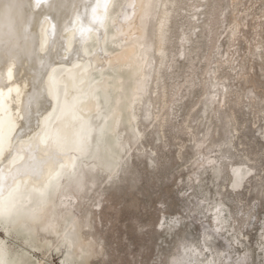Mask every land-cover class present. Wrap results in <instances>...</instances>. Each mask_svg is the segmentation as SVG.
I'll return each instance as SVG.
<instances>
[{
	"label": "rangeland",
	"instance_id": "374dc122",
	"mask_svg": "<svg viewBox=\"0 0 264 264\" xmlns=\"http://www.w3.org/2000/svg\"><path fill=\"white\" fill-rule=\"evenodd\" d=\"M168 27L164 103L147 94L120 170L77 194L87 264H264V0H178ZM234 166L250 170L238 190ZM24 250L63 264L62 251Z\"/></svg>",
	"mask_w": 264,
	"mask_h": 264
},
{
	"label": "bare ground",
	"instance_id": "6f19581e",
	"mask_svg": "<svg viewBox=\"0 0 264 264\" xmlns=\"http://www.w3.org/2000/svg\"><path fill=\"white\" fill-rule=\"evenodd\" d=\"M94 2L95 0H43L44 7L41 8L36 5V0H0V64H3L9 55L16 58L5 67L4 78L0 83V90L3 91L10 114L16 115L11 109L23 105L25 95L32 87L33 68H39L38 61L33 64L35 57L46 56L50 47L55 57L56 49L63 44L67 47L69 55L76 47H81V55L84 51L90 53L84 59H92V64L83 65L89 69L88 83L93 88L100 89L102 98L108 96L109 107L117 116L115 122L108 120L102 124L99 119L91 118L95 109L92 104L85 102L83 117L89 121V127L84 154L77 150L78 146H73L80 131L79 121L69 120L60 125L61 135L67 144L72 146L70 152L58 150L54 144L46 145L39 140L24 143L11 140L14 156L12 160L5 162L6 172L19 168L30 155H35L37 160L47 161L43 175L38 178L29 176L23 180H14L10 177L6 182V191L18 197L25 209L36 208L39 217V223L20 220L10 227H0L3 232L0 234V241L8 249L10 259L18 261L19 264H42L40 261H34L24 249L44 255L51 250L62 251L63 264H87L94 245L83 238V223L73 211L79 208L77 194L83 190L87 192V185L96 184L97 173H104L109 179L120 170L121 154H126V148L131 149V141L135 144L141 135L137 129L139 111L147 118L150 116L149 107L152 106V101L146 98L147 94H155L154 100L164 103V93L157 94V91L161 88L160 71L168 60V24L172 13L176 12L178 0H135L136 14L131 15L132 9H127V19L124 6L132 0H110L115 8L110 10L109 19L101 29L102 33H107L104 40L98 43L96 34L93 33L91 39L81 46L77 44L79 34L67 28L69 22L75 20L72 4L79 6L78 12L82 17L90 18L91 10H86L84 5ZM141 3L151 4L152 7L142 10ZM49 4L52 7H48ZM201 7L200 2L192 7V17L197 16ZM53 40L57 41L56 45L52 44ZM98 49L107 52L109 59L101 60L100 55L103 53L92 55L97 53ZM140 57H143V61L138 63ZM55 62L58 65L55 67V75L59 79L68 80V65H71L72 72L81 71V68L76 67L78 60L75 56L70 55L67 61L55 57ZM117 62L118 66L113 69L112 65ZM101 65L104 71L98 70ZM8 67L14 72L11 80L7 75ZM49 72L51 73L52 69H49ZM68 82L70 91L75 94V90L71 89L70 80ZM9 86L12 88L11 92L8 91ZM208 102L211 103V98ZM152 119H157V116ZM14 131L11 130L10 137ZM29 143L32 152L24 151ZM4 156H8V151H5ZM59 161L65 165L64 168H61ZM94 171L96 173H93ZM231 172L232 188L238 190L249 176L250 170L244 171L242 167L234 166ZM214 173L219 174V170L215 169ZM49 183L54 185L50 197L47 198L46 204L40 205L38 193L33 190ZM30 196L31 201L28 199ZM212 212L210 216H213L216 228H222V210L216 207ZM49 224L54 226L49 227ZM66 233L70 234L67 242ZM8 240L19 242L21 245L16 247ZM215 259H211L209 264H214Z\"/></svg>",
	"mask_w": 264,
	"mask_h": 264
},
{
	"label": "snow or ice",
	"instance_id": "6c2138e0",
	"mask_svg": "<svg viewBox=\"0 0 264 264\" xmlns=\"http://www.w3.org/2000/svg\"><path fill=\"white\" fill-rule=\"evenodd\" d=\"M36 5L43 8V0H36ZM48 7H52V5L49 4ZM78 7L77 4H72L75 20L70 21L67 25L69 30L79 34L77 44L81 46L85 44L91 39L93 33L96 34L97 42H102L107 33H102L101 29L105 27L111 14L110 10L115 8V5L110 0H95L94 3L85 4L84 8L91 10L90 18L87 16L82 17L78 12ZM124 7L125 19L129 16L127 12L129 8L132 9L131 15L134 16L136 14L137 4L135 0H132V2ZM151 7V4H140L142 10ZM74 25L77 26L74 27ZM56 43V40L52 41L53 45H56ZM67 53V47L61 44L56 49L55 57H59L62 61L69 60L70 55L77 57L78 63L76 67L81 68V71L72 72L71 65H68V80L59 79L55 75V67L58 65L55 62V57H53L51 47L46 56H36L33 64L35 65L38 61L39 68H33L34 80L30 91L25 95L23 105L11 109V112L16 114L15 116L9 113L3 91L0 90V227H10L20 220L39 223L37 209H25L18 197L14 196L10 191H6V182L10 177L14 180H23L29 176L38 178L43 175V169L47 163V161L37 160L35 155H30L19 168L6 172L4 164L6 161L12 160L14 156V151L11 149V140L20 143L39 140L46 145L54 144L58 150L70 152L72 146L68 145L65 138L61 135L60 125L72 120L80 122V131L73 146H78L80 150H83L89 127V121L83 117V105L86 101L92 104L95 109L91 114L92 119H99L103 124L108 120L115 122L117 118L116 113L109 107L110 101L108 96L105 95L102 98L100 96V89L93 88L88 83V76L90 75L89 69L83 67V65L85 63L87 65L92 64V59H88L87 61L84 59L90 53L84 51L83 55H81V47L74 48L70 55ZM99 53H103L100 55L101 60L109 59L108 53L103 49H98V52L92 55ZM15 59V57L9 55L7 60L3 64H0V83H2L4 78L5 67L10 62H14ZM142 61L143 57H140L138 63ZM118 64L119 62L113 64V69ZM49 69H52L51 73ZM98 70L104 71L103 65ZM7 75L9 80L13 78L14 72L11 67L7 68ZM45 79H47V86H45ZM69 80L71 82V89L75 90V94L70 91ZM8 91H12L11 86L8 87ZM33 121H35L34 124ZM13 129L15 130L14 134L10 137L9 133ZM5 151H8L7 157L4 156ZM24 151L32 152L31 143H29L28 148L24 149ZM15 155H20V153H15ZM59 163L61 168L65 167L62 162L59 161ZM59 175L57 178H59ZM53 187L54 185L49 183L40 189L33 190L38 193V202L40 205L46 204ZM28 199L31 201L32 197L30 196ZM53 226L49 224V227ZM65 239L66 242L70 239L69 233L65 234ZM0 264H19L18 261L10 259L8 249L2 241H0ZM171 264H184V262L177 257L172 260Z\"/></svg>",
	"mask_w": 264,
	"mask_h": 264
},
{
	"label": "water",
	"instance_id": "95a60500",
	"mask_svg": "<svg viewBox=\"0 0 264 264\" xmlns=\"http://www.w3.org/2000/svg\"><path fill=\"white\" fill-rule=\"evenodd\" d=\"M86 140H87V139H86ZM86 149H87V142L84 144V146H83V150H80V148L77 147V150H78L79 152H81V154H84V152L86 151Z\"/></svg>",
	"mask_w": 264,
	"mask_h": 264
}]
</instances>
